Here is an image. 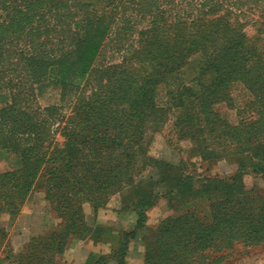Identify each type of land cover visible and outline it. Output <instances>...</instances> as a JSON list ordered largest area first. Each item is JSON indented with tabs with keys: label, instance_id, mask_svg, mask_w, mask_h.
Returning a JSON list of instances; mask_svg holds the SVG:
<instances>
[{
	"label": "trees",
	"instance_id": "1",
	"mask_svg": "<svg viewBox=\"0 0 264 264\" xmlns=\"http://www.w3.org/2000/svg\"><path fill=\"white\" fill-rule=\"evenodd\" d=\"M29 1L0 0V78L11 65L21 73L23 62L30 89L42 81L68 85L74 77L83 79L100 52L109 25L92 20L88 26L95 27L93 31L77 40L72 37L71 45L78 52L74 62L69 54L64 60L55 62L54 57L48 62L43 52L35 53L36 49L30 57L18 60L11 50H5V39L19 35L27 25V17L34 16L30 11L40 0ZM45 1L37 10H42L46 19V11L55 9L52 6L55 4L54 0ZM91 1L93 5L102 0ZM184 25L172 43L148 44L147 50L139 55L147 59L140 69H135L137 73L116 67L109 69L108 72L113 70L120 75L117 86L106 97L93 96L85 101L69 122L60 127L59 121L56 131L50 129L54 121L52 112L43 115L23 109L20 83L6 89L9 103L0 109V148L18 153L20 166L0 174V213L8 211L16 215L28 191L38 188L59 219L49 235L30 239L26 253L31 258L36 254L33 256L36 264H58L56 257L71 237L92 235L100 239L105 230L87 225L84 205L88 203L97 211L118 193L122 209L137 214L135 229L118 234L113 249L118 264H125V255L137 231L147 230L148 210L160 197L168 199L171 209L180 204L182 213L163 219L151 230L150 238L143 236L144 264H218L215 254L232 249L237 242L264 243V196L241 191L239 185L247 166H251L252 172L264 173V117L235 127L212 109L215 100L226 98L229 84L234 80L245 82L264 108V65L259 69L257 65H249L251 52L245 47L243 35L226 20L204 23L198 19L191 26ZM37 28L38 25L32 29ZM33 31L31 40L37 47V33ZM223 36L226 42L219 44ZM19 41L15 39L12 44ZM197 52L207 55L198 73L188 77L189 83H183L180 91L170 89L177 72ZM73 63L76 69L71 76ZM160 85L167 88L171 100L163 116L167 119L175 109V128L187 127L191 133L187 131L186 135L194 141L201 158L212 160L219 156L218 149L206 143L209 139L216 140L223 150L230 143L239 148L259 145L253 150L244 149L246 157L239 161L234 175L225 179L201 177L198 180L201 188L194 191L195 177L186 168L149 155L147 132L159 109L155 98ZM177 97L183 101L178 103ZM158 130L159 127L154 132ZM55 133L63 137L62 145L54 141ZM144 171L155 173L145 175ZM194 197L207 203L206 214L194 208L197 203L189 206ZM0 231L3 236L1 226Z\"/></svg>",
	"mask_w": 264,
	"mask_h": 264
},
{
	"label": "rangeland",
	"instance_id": "2",
	"mask_svg": "<svg viewBox=\"0 0 264 264\" xmlns=\"http://www.w3.org/2000/svg\"><path fill=\"white\" fill-rule=\"evenodd\" d=\"M44 1L40 0L30 11L31 16L34 14L32 18L26 16L28 18L27 25L17 33L19 35H15L12 39H5V50H11L13 56L18 57V60H22V57L25 59L30 57L36 49L35 53L43 52L47 61L48 59L52 61L54 57H56L55 62L64 60V56L69 54L72 57L70 61L74 62L78 52L73 48L71 42L85 37L95 29V27L88 26L89 22L92 20L102 21L109 25L95 62L81 80L74 77L68 85L42 81L35 83L30 89V79L24 70L23 62L21 63V73L18 70L16 72L17 67L11 65L6 68L5 74H2L0 78V109L9 103V100L5 98L6 89L11 84L20 83L23 86L21 91L23 109L43 115L52 112L54 115V121L50 125L52 131H56L59 127V121H61L60 127L69 122L70 118L74 116V112L79 110L85 101L93 96L95 98L106 97L109 90H113L117 86V77L120 75L114 73L113 67L137 73L135 69H140V65L147 59L144 60L139 55L147 50L149 43L156 42V45L161 46L168 42L172 43L180 29L185 26L184 24L191 26L198 19L204 23H210L217 19L226 20L233 30L239 31V34L243 35L245 47L251 52L249 65H257L258 69L264 65V0H102L93 5L91 0H54L55 5L52 6L55 9L51 8L46 11L48 22L42 10L39 12L37 10L38 5L40 9L43 7ZM25 12H27L26 8ZM42 22L46 25L44 26ZM37 25V29H32ZM32 30L37 33L35 35L37 47L31 40ZM72 37H74L73 40ZM15 39L20 40L17 45L12 44ZM225 42L226 38L223 36L219 44ZM205 56H207L205 53H194L180 73L177 72L170 89L177 92L183 83H189L188 77L198 73L199 68L206 60ZM73 66L74 68L70 72L71 76L76 69L74 63ZM109 69L113 70L108 72ZM196 85H194L195 92ZM166 89L164 85H160L156 90L155 102L159 109L153 115L154 122L149 125L147 132V139L150 138L149 155L166 163L186 168L195 177L194 191L200 190L201 183L198 180L201 177L225 179L234 175L238 170L239 161L246 157L244 149L253 150L259 145L239 148L230 143L231 145L229 144L223 150L218 147L216 140L210 141L209 139L206 143L218 149L217 155L219 156L212 160L201 158L195 150L194 141L188 137L189 134L186 135L187 127L175 128V109L170 112L167 119L163 116L171 102ZM177 100L180 103L182 99L177 97ZM191 101L194 104L193 99ZM214 102L213 112L235 127L242 122L255 121L264 117L261 99L241 80L231 81L226 98ZM47 109L50 110L45 111ZM158 123L161 124L156 126ZM157 127L159 130L154 132ZM54 141L62 145L64 139L60 133H55ZM18 157H20L18 153L0 148V174L18 168L20 166ZM247 167L239 178V185L242 187L240 190L254 191L258 195L264 196V173L252 172L251 166ZM150 173L155 172L144 171L145 175ZM206 191H211V189ZM193 203L198 204L194 208L201 209L203 214H206L208 210L204 200L194 197L189 202V206L192 207ZM119 204L120 194L118 193L112 196L104 208L109 209ZM85 205L89 206L90 204L86 203ZM176 207L171 209L168 199L160 197L158 203L148 210L149 224L147 230L142 231L143 235L150 238L151 230L156 229L163 219L168 216L180 215L182 206L179 204ZM23 210L28 216L24 221H19ZM55 223H59V219L46 201L44 193L38 188H31L25 196L23 204L19 207V213L16 215H11L8 211L0 213V226L4 229L3 236L0 231V264H36L33 259L36 254L31 258L26 253L29 242L16 247L14 239L19 237V230H23L25 227H31L36 232L41 229V232L33 237L49 235ZM215 255L219 259L218 264H264V243L245 245L240 241L235 243L232 249Z\"/></svg>",
	"mask_w": 264,
	"mask_h": 264
},
{
	"label": "crops",
	"instance_id": "3",
	"mask_svg": "<svg viewBox=\"0 0 264 264\" xmlns=\"http://www.w3.org/2000/svg\"><path fill=\"white\" fill-rule=\"evenodd\" d=\"M89 206H84L87 225L92 229L103 228L105 233L100 239H95L92 235L85 238L71 237L63 252L56 257L58 264H118L113 257V249L117 244L118 234L121 231L135 229L137 214L133 210L122 209L121 200L118 206L115 205L109 209L99 208L95 211L91 205ZM27 216L26 211L23 210L19 221H24ZM148 224L147 218L146 228ZM57 225L58 223H55L51 230H55ZM142 231H137L135 239L129 244L124 259L125 264H144L145 244ZM40 232L41 229L36 232L31 227L19 230V237L14 239L15 246L19 247L28 243L31 237Z\"/></svg>",
	"mask_w": 264,
	"mask_h": 264
}]
</instances>
